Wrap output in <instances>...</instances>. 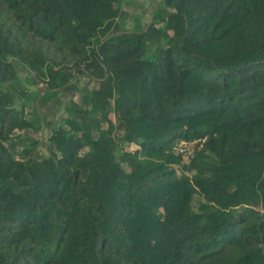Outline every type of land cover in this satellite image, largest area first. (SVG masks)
Returning a JSON list of instances; mask_svg holds the SVG:
<instances>
[{
  "label": "trees",
  "instance_id": "obj_1",
  "mask_svg": "<svg viewBox=\"0 0 264 264\" xmlns=\"http://www.w3.org/2000/svg\"><path fill=\"white\" fill-rule=\"evenodd\" d=\"M121 3L0 0V264H264V0Z\"/></svg>",
  "mask_w": 264,
  "mask_h": 264
},
{
  "label": "rangeland",
  "instance_id": "obj_2",
  "mask_svg": "<svg viewBox=\"0 0 264 264\" xmlns=\"http://www.w3.org/2000/svg\"><path fill=\"white\" fill-rule=\"evenodd\" d=\"M152 1L149 0H122L121 8L127 14L125 18V27L134 29L144 27L150 21L152 13ZM155 5V4H154ZM29 90L36 91L37 87L28 86ZM32 104V101L29 102ZM45 136V133H43Z\"/></svg>",
  "mask_w": 264,
  "mask_h": 264
},
{
  "label": "built area",
  "instance_id": "obj_3",
  "mask_svg": "<svg viewBox=\"0 0 264 264\" xmlns=\"http://www.w3.org/2000/svg\"><path fill=\"white\" fill-rule=\"evenodd\" d=\"M178 146L179 147L184 146V142H180Z\"/></svg>",
  "mask_w": 264,
  "mask_h": 264
}]
</instances>
